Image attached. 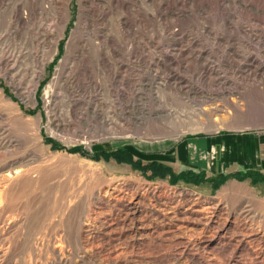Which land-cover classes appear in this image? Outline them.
I'll use <instances>...</instances> for the list:
<instances>
[{
	"label": "rangeland",
	"instance_id": "rangeland-1",
	"mask_svg": "<svg viewBox=\"0 0 264 264\" xmlns=\"http://www.w3.org/2000/svg\"><path fill=\"white\" fill-rule=\"evenodd\" d=\"M0 264H264V0H0Z\"/></svg>",
	"mask_w": 264,
	"mask_h": 264
},
{
	"label": "crops",
	"instance_id": "crops-1",
	"mask_svg": "<svg viewBox=\"0 0 264 264\" xmlns=\"http://www.w3.org/2000/svg\"><path fill=\"white\" fill-rule=\"evenodd\" d=\"M216 141H213V144H216L217 142H219V140H221V139H224V136H221V135H217L216 136ZM227 139V138H226ZM227 141V140H226ZM192 144V143H191ZM242 147V146H241ZM184 146L183 145H181L180 147H179V152H182L183 150H184ZM227 148H228V150L231 148V146L228 144L227 145ZM242 149H244L243 147H242ZM155 161V160H154ZM227 163V162H226ZM226 163H223V164H226Z\"/></svg>",
	"mask_w": 264,
	"mask_h": 264
},
{
	"label": "trees",
	"instance_id": "trees-1",
	"mask_svg": "<svg viewBox=\"0 0 264 264\" xmlns=\"http://www.w3.org/2000/svg\"><path fill=\"white\" fill-rule=\"evenodd\" d=\"M111 154H112V155H115L116 153L114 152V153H111ZM111 154H110V155H111ZM110 155H107V157H109ZM93 157H96V156H93ZM221 178H222V177H221Z\"/></svg>",
	"mask_w": 264,
	"mask_h": 264
}]
</instances>
